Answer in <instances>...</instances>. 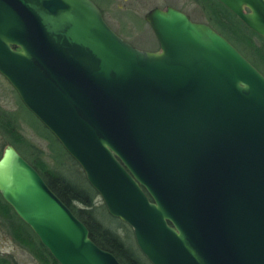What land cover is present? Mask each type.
<instances>
[{
    "label": "water",
    "instance_id": "water-1",
    "mask_svg": "<svg viewBox=\"0 0 264 264\" xmlns=\"http://www.w3.org/2000/svg\"><path fill=\"white\" fill-rule=\"evenodd\" d=\"M264 37V0H217ZM132 45L93 0H0V74L150 264H264V74L208 23L143 13ZM0 197L58 264H122L12 144Z\"/></svg>",
    "mask_w": 264,
    "mask_h": 264
},
{
    "label": "trees",
    "instance_id": "trees-1",
    "mask_svg": "<svg viewBox=\"0 0 264 264\" xmlns=\"http://www.w3.org/2000/svg\"><path fill=\"white\" fill-rule=\"evenodd\" d=\"M214 1L217 4V9L211 10L214 24H210L264 74V68L260 65V62L264 63V37L250 30L225 6ZM230 19L238 24L240 29L228 27V25H232ZM255 38L258 40L257 43L254 41ZM22 109L27 112L29 119L20 113ZM21 126L28 127L35 135L45 139L47 153H44V150L36 143L29 141L21 131ZM7 143L12 144L19 151L38 171L49 188L85 224L93 242L112 252L122 264H150L140 253L133 239L130 242L127 241L125 234L119 235L111 226L100 220L97 211L104 210L106 212V210L103 204H99V206L93 204V196L96 195V192L85 180L82 171L77 169V163L20 100L15 109L9 110L0 106V152L3 145ZM66 162H71L75 166L80 181L72 179L63 172L62 166ZM0 221L12 239L25 248L40 264H58L27 224L1 197ZM120 223L123 224V222ZM14 263L11 256L0 255V264Z\"/></svg>",
    "mask_w": 264,
    "mask_h": 264
},
{
    "label": "rangeland",
    "instance_id": "rangeland-1",
    "mask_svg": "<svg viewBox=\"0 0 264 264\" xmlns=\"http://www.w3.org/2000/svg\"><path fill=\"white\" fill-rule=\"evenodd\" d=\"M93 1L101 9L103 18L105 19L107 24L117 34H119L121 37L129 41L132 45L146 50H155L157 48L156 38L149 24L143 18V13L148 8L155 5L158 7H164L165 4L168 5L175 4L177 6H180L181 10L186 12L192 20L203 21L209 24L210 23L214 24L212 22L213 15L211 10L214 8L217 9V4L214 0H209V1L207 0H93ZM230 23L232 25L231 26L228 25V27L230 28L235 27L240 29L239 25L236 24L231 19H230ZM210 26L212 25L210 24ZM254 41L257 43L258 40L255 38ZM249 55L252 54L249 53ZM260 65L264 68L263 62H260ZM18 105H19V98L17 94L15 93L11 85L6 81V79L0 74V106L10 110V109H15ZM20 113L23 114L24 117L29 119V116L27 115V112L24 109H22ZM21 131L29 139L30 142L36 143L44 150V153H47L46 151L47 146L45 139L35 135L26 126H21ZM48 163L51 164L50 161H48ZM77 169L82 171L79 165L77 166ZM62 170L72 179L76 181H80V177L76 171V168L71 162H66V164L62 166ZM93 204H95L96 206H99V204H103L97 193L95 196H93ZM97 215L104 224L111 226L119 235L123 236L125 234L127 241L130 242L131 239H133L129 226H127L124 223L121 224L120 222L122 221L117 220L115 217L109 216V214L106 213L104 210L97 211ZM0 255L11 256L15 261L14 264H40L35 258L31 256V254L25 248L20 246L17 243V241L12 239L11 235L7 232L5 227L1 225V221H0Z\"/></svg>",
    "mask_w": 264,
    "mask_h": 264
},
{
    "label": "flooded vegetation",
    "instance_id": "flooded-vegetation-1",
    "mask_svg": "<svg viewBox=\"0 0 264 264\" xmlns=\"http://www.w3.org/2000/svg\"><path fill=\"white\" fill-rule=\"evenodd\" d=\"M217 1V0H216ZM218 2V1H217ZM221 4V3H220ZM165 5H168V4H165ZM164 5V6H165ZM169 5H171V6H173V7H176V8H178V9H180L181 10V7L180 6H177V5H172V4H169ZM186 13V12H185ZM213 15V14H212ZM190 17V16H189ZM209 24V23H208ZM210 25V24H209ZM212 27V26H211ZM215 29V28H214ZM216 30V29H215ZM2 150V149H1Z\"/></svg>",
    "mask_w": 264,
    "mask_h": 264
}]
</instances>
